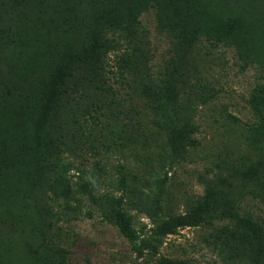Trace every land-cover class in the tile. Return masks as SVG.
I'll use <instances>...</instances> for the list:
<instances>
[{
	"label": "rangeland",
	"instance_id": "obj_1",
	"mask_svg": "<svg viewBox=\"0 0 264 264\" xmlns=\"http://www.w3.org/2000/svg\"><path fill=\"white\" fill-rule=\"evenodd\" d=\"M128 11L148 33L140 52L152 82L138 69L136 88L127 74L129 87H118L110 61L101 87L83 70L82 53L112 12ZM251 105L264 113V0H0V264L263 261L235 234L216 244L221 254L212 251L206 227L157 237L145 208L157 205L160 219L206 207L211 218L231 219L239 203L264 217V121ZM88 114L107 125L93 129L92 148L68 126L86 124ZM184 126L192 127V146ZM60 140L97 193L122 196L133 243L100 213L52 241L41 157ZM119 169L127 175L121 188ZM206 183L215 190L210 203L196 200Z\"/></svg>",
	"mask_w": 264,
	"mask_h": 264
},
{
	"label": "trees",
	"instance_id": "obj_2",
	"mask_svg": "<svg viewBox=\"0 0 264 264\" xmlns=\"http://www.w3.org/2000/svg\"><path fill=\"white\" fill-rule=\"evenodd\" d=\"M177 26L179 24L174 23L172 28L175 30L179 28ZM240 33L238 32L237 35ZM177 35L178 39L179 37L183 38L181 32L178 31ZM147 36L148 33L142 26L138 13L134 14L128 11L117 17L112 12L110 18L106 20L99 30L93 44L82 53L83 70L86 71L87 75H91L93 79L95 78L100 84H103L101 87L105 83L101 75H103L104 68L108 66L110 61L111 74L114 77V83L119 85L118 87H121V83H125L129 87V84L124 80L126 74L132 78V87L134 88L142 82L143 76H146L148 82H152L148 78L150 73L146 67L147 60L144 61L142 59L146 53L140 52L148 46ZM138 69H142L145 74L140 76L139 73L142 72L137 71ZM107 91L112 93L111 89ZM254 93H256V90L252 91V97ZM115 96H117L116 90L112 93V97ZM112 102L113 100L110 103ZM250 109L254 117L264 121V113L260 107L251 105ZM85 113L82 112L81 115L84 116ZM110 114H113V112H110ZM86 118V124L82 123V121L71 119L68 126H71V136H74V132L78 133L79 144L84 146L87 143L92 148L88 138L94 132L93 129L100 126V130H105L107 125L93 121L94 119L89 114ZM184 130H186L192 146L195 141L192 137V127L185 128L184 126ZM84 133L86 134L84 135ZM25 148L28 155L34 152V147L31 144H27ZM71 151L64 140H60L57 142L55 152L52 153L46 148L44 155L41 157L42 181L48 188L50 187L45 200L52 218V222L48 227L49 231L52 230V241L54 239L58 241L61 234L64 233V228L72 222L80 218H91L93 214L100 213L102 217H105L108 222L115 226L117 232L124 239L129 243H133L137 232L132 226V219L128 209L125 208L122 196H116L110 192L97 193L93 176L84 169L77 167L74 161L68 157L67 153ZM120 169L122 168L120 167ZM120 169L118 170L120 177L116 180L118 188L125 186L124 182L127 178L124 171ZM207 184L204 194L201 197H197L196 200L200 198V201L210 203L213 196L211 191L215 190L207 186ZM241 199L242 197H240L239 202ZM261 201L260 204L264 207V201ZM238 205H235L233 218L231 219L222 215H215L211 218V215H208V212H211L208 207L194 213L185 211L179 215L166 216L160 219L156 213L157 205H145V208L147 216L154 227L152 231L157 237L173 234L177 228L206 227L209 230L207 234L209 239L206 242L211 245L212 251H217L218 254H221V250L216 244L219 241L222 242V240L224 243L227 235L235 234L238 239H243L247 243L253 244L264 256V217H253L250 213L242 211ZM154 239L156 240L155 237ZM210 239L211 243H209ZM67 260L69 261V258ZM252 263L264 264V259L263 261L260 260V262L254 259ZM63 264L67 263L63 262Z\"/></svg>",
	"mask_w": 264,
	"mask_h": 264
}]
</instances>
